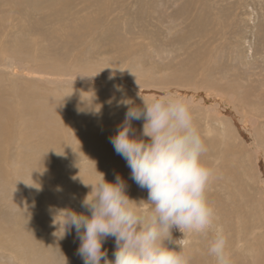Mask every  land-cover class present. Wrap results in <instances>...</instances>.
Wrapping results in <instances>:
<instances>
[{
  "label": "rangeland",
  "instance_id": "rangeland-1",
  "mask_svg": "<svg viewBox=\"0 0 264 264\" xmlns=\"http://www.w3.org/2000/svg\"><path fill=\"white\" fill-rule=\"evenodd\" d=\"M8 1L12 2L0 0V6ZM14 1L16 4L20 1L26 13L21 12L19 6L0 7V41L33 43L32 52L36 55L52 58L49 54L63 53L67 61L80 57V64L85 63L95 69L76 85L78 80L72 76H61L62 79L56 80L45 73L30 70L23 73L21 69H17L18 75L13 76L10 71H4L6 69L2 66L6 63H1L0 84L6 88L13 87L12 80L16 84L34 80V85L27 87L37 91L41 97H53L68 90L70 93L72 88H80L78 90L83 92L103 89L105 92L99 93V97L104 104L112 101L111 95L116 91L122 92L119 101H131L143 107L141 96L146 102L153 97L145 98V93L128 90L126 81L120 77H127L136 84L148 82L149 74L141 75L136 70H151L152 66L159 77H172L171 74L183 69L193 82L199 84L202 74L224 65L223 78L217 73L214 78H221L220 82L225 86L223 91L234 92L235 98L232 99L237 112L227 101L221 102L227 108L225 110L215 103L211 95L188 93L196 100L201 99L204 105L215 104L230 123L231 132L227 135L215 111L206 112L200 103L201 107L192 103L195 124L207 147L204 161L216 174L208 198L217 216L213 229L206 236L183 235L173 230V239L188 246L191 264H216L208 248L215 230L222 228L228 236L231 264H264V0H36L39 3L37 10L25 7L24 1L27 0H13L12 3ZM72 18L81 24L84 36L76 28L69 27ZM86 28L90 29V34ZM93 38H98L99 42ZM18 53L10 52L13 56ZM206 53L209 57L204 56ZM5 55L0 53V62H4ZM211 56L212 60L205 62ZM36 62L37 59L30 64L36 65ZM195 69L197 72L193 73ZM92 76L95 78L89 79ZM145 92L159 96L164 91L162 88H150ZM168 93L174 95L173 90ZM222 93L230 95L229 92ZM2 98L7 102V95L2 94ZM13 103L19 106V100ZM67 104L64 103V112L57 114L72 125L55 132L56 136L66 134V141H62L65 153L61 156L75 154L72 152L82 148L72 136L77 130L72 123L75 120L72 109ZM11 110H15L14 107ZM19 111L8 131L18 128L21 132L25 125L29 115L23 113L25 117L19 118ZM120 117H115L117 124H122ZM241 117L245 118L247 127ZM41 118L27 121L28 134H33V137L26 145H39L41 151L53 148L52 152L56 151V143L43 138L45 135L48 138L50 133L45 130L48 125L43 126ZM44 121L48 122L46 118ZM100 125L103 127V123ZM141 126V120L134 126L139 129L138 134L142 131ZM103 128L108 129L107 126ZM24 133L13 137L12 143L6 140L8 156L0 154V264H65V260L67 264H84L77 254L80 240L75 228L61 238L62 228L56 224L61 217L57 215L66 208L89 214L76 197L80 184H83L82 192L86 189V194L90 188L77 179L73 185L70 184V169L77 166L84 170L98 165V172L104 173L107 181L115 182V178L107 173L109 163L97 155H83V159L78 160L66 159L55 165V173L60 175L58 182L41 184L39 189H35L32 182L21 179L19 169L16 171L13 166H19L18 156L11 163V158L18 155L24 144L23 138L27 137ZM235 134L237 138L233 137ZM88 148L99 150L98 145ZM54 162L49 161L51 169ZM39 167L44 171L42 162ZM91 174H86L90 182L98 173ZM125 183L131 199L138 202L147 200L146 189L138 190L134 184L126 180ZM30 193L31 196L28 195ZM140 204L142 209L147 208L143 201ZM103 247L108 259L114 260L115 239L108 238Z\"/></svg>",
  "mask_w": 264,
  "mask_h": 264
},
{
  "label": "clouds",
  "instance_id": "clouds-1",
  "mask_svg": "<svg viewBox=\"0 0 264 264\" xmlns=\"http://www.w3.org/2000/svg\"><path fill=\"white\" fill-rule=\"evenodd\" d=\"M141 99L143 107L125 102L128 110L111 143L132 179L147 190V200L131 199L119 174L110 182L96 170L92 182H83L90 191L81 206L89 214L66 208L57 215L61 238L75 228L84 264H191L188 246L173 239V230L206 236L213 229L217 213L208 191L216 174L204 161L207 147L191 100L168 92L150 102ZM133 120H143L139 135ZM110 237L116 244L114 260L103 247ZM228 247L227 234L216 229L208 248L216 264H231Z\"/></svg>",
  "mask_w": 264,
  "mask_h": 264
},
{
  "label": "bare ground",
  "instance_id": "bare-ground-1",
  "mask_svg": "<svg viewBox=\"0 0 264 264\" xmlns=\"http://www.w3.org/2000/svg\"><path fill=\"white\" fill-rule=\"evenodd\" d=\"M12 2L8 1L6 3H2L4 4L3 7L4 6L5 7L16 6L17 8V6H19L21 8V12L26 13L20 1L17 2V4L15 1L14 3ZM24 5L29 10L30 8L35 9V10L39 9V3L36 0L24 1ZM42 19L44 20V18H40L41 21H43ZM71 20L72 22L69 23V27L73 28V30L76 28L77 32L83 35V32L80 30L81 24H77L76 21L73 20V18ZM86 32L89 34L91 33L89 28H86ZM94 40L97 43L99 42L98 38L96 39L93 38V41ZM114 40H115V37H114ZM100 42L102 44V39H100ZM32 50H33V43H30V45L22 44V42L21 44H17V43L8 44V43L0 41V53L6 54L4 57L5 59L4 62H0V64L6 63L5 66H2L3 68L6 69L4 71L8 70L10 71L12 75L13 74L18 75L17 69H21L23 73L24 71L28 72L30 70L32 72H39L41 74L45 73L46 75L48 74V77L52 79H56V80L62 79L61 76H72L75 79V81L78 80L77 82H75V84L79 85L81 84L82 81L86 79V76H88V72L89 71L92 72V70L95 69L94 67H91L90 65H87L85 63L80 64L79 63L80 57H76V58L72 57L73 59L72 58L69 59L71 61H67V58H66L67 56L66 55H65L66 57L62 56L64 54L59 53V54H49L52 58H48V57L46 58L42 55H41L42 57L39 55H36L35 53L32 52ZM18 51L19 53L15 54L17 58L13 56L12 54H10V52L14 53ZM205 55L209 57V54L206 53L204 54V56ZM211 58L212 56L208 58L205 62H208V60H210ZM36 59L38 60V63L36 62V65L34 64L31 65L30 63ZM198 59H203V57L198 58ZM224 70H225V67L223 64L221 66H218L217 68H214L213 70H209L211 72L202 74V79L199 84L193 82L190 76H187L186 72L183 69L182 70L179 69V71L176 72L175 74H171L172 77H166V75L163 77H159L156 74V70L154 69V67L152 70V66H151V70H147L143 68L142 69L138 68L136 70L141 75L149 74L150 77H149L148 82L136 84V82L130 80L127 77H120V78L126 81V84L129 86L128 90L135 89L136 91H139V93L141 94L145 93V95H147V97L145 98L159 97L156 94H153V92H151V94L146 93L145 89H150V88H156V89L160 88L161 89L162 88V91L164 92H168V91L170 92L171 90H173L174 96L187 97L191 100L192 103L196 105V107H201V106L204 107L206 112L211 111L213 113L215 111L216 115L218 116L217 118H219L221 124L224 127L225 132L228 135V133L231 132L229 128L230 123L226 118L223 117L224 112L223 113L221 111L219 112L215 104L204 105L203 102H201V99L196 100L195 97H192V95L191 96L188 95L189 92H193L195 95H198V94L211 95L213 97V100H216L215 103L218 104V106H220L221 108L223 109L225 108V110L227 109L226 107H223L221 104V102L223 103L224 101H227V103L232 107V109L237 112L238 108L234 104L235 103L234 99H232L233 97L235 98L234 92H231L228 90L223 91L222 89L225 86H223L224 84H222L220 80L221 78H223L222 72ZM195 72H197L196 69L193 71V73ZM215 73L219 74L221 78L220 77L214 78ZM94 78L95 77L92 76L89 79H94ZM11 82L13 83V87L6 88V85L2 86L0 84V154L4 156H8L6 140H8V143H12L13 137L17 138L18 136L21 135L20 133L25 132L24 134H26L27 137L24 136L23 138L24 144L22 145V148H20V151L17 152L18 155L15 154V156L11 158V163H12V161H16V156H18L17 164H19V166L18 165L17 166L13 165V166L16 167V171L19 169L21 173V179L32 182L33 188L35 187V189H39V185L41 184H51L52 182L59 181L60 175L55 173L56 164H59L61 162L63 163L65 162L66 159H69V160L83 159L82 157L83 155H97V156H101L104 161L109 163L108 166L110 167L107 173L113 176V178L116 179V175L119 174L124 181L126 180V182H128L129 184H134V187L137 188L138 190L141 189L136 184V182L132 179L131 169L128 167L126 160L115 152V149L111 143L112 136L117 132L119 126L121 125L115 122V117L121 116L120 118L123 123L125 114L128 110V106L125 103L127 100H125V102L119 101L122 92L118 93L115 91L117 95L115 93L111 95L112 101L108 104H104V102H102L99 97L100 95L99 93L105 92L103 91V89H99V90L88 89V91L83 92V91H80L81 90L80 88H78L80 90L78 89L75 90L74 88H72L73 90L70 93L68 92L70 90L67 89L68 91L66 93H60L53 97L51 96L41 97V95L37 91L34 92L30 88H28L34 85L33 83L35 82L34 80L33 82L23 80L21 81V83L19 82L18 84H16V82L13 80ZM252 87H253L252 93H254V86ZM222 92H227V93L229 92L230 95L228 96ZM2 94L7 95L8 97L7 102H5V99L2 98ZM36 96H39V98H37ZM216 98L218 99V101ZM16 99L19 100V106H16L13 103L16 101ZM64 103H68L67 105L71 107L72 109V117L75 119L74 122L72 123L75 125V128L77 130V132L74 133L72 136L75 137L76 142H78V145H80L82 148L78 149L77 152H72L75 154L69 153V154H64L61 156V153L64 152L62 141L64 140L66 141V134L64 132L62 135L60 134V136H56L55 132L56 130H59V129L64 130V129H67V127L72 126L69 123V121H65V118L63 116H60V117L57 116L59 112L61 111L64 112L63 107H65L66 105V104L64 105ZM199 103L201 104V106L199 105ZM228 104H226L227 107H228ZM134 105L139 106L136 104ZM11 107H14L15 110H11ZM18 109H20L19 112H21L19 113V118L25 117L23 116V113H25L26 116L29 115L25 119L26 123L27 121L29 123V120H32V121H37L38 119L40 120L42 116L41 118V122L43 121L42 125L43 126L48 125V127H45V130L50 133V136L48 138L46 137V135L43 138L45 140L47 139H49L50 141L53 140L56 143L54 146L57 149L56 151L52 152L54 148L51 150H47V151L45 150L41 151L39 145H32V146L26 145L31 140V137H33V134H28L26 123L25 125L21 127V132L18 131L19 130L18 128L16 129L10 128L8 131L7 128L10 126L9 124L12 121H14L13 119H14V116L17 115ZM45 118L48 121L47 123L44 121ZM241 118H242V121L244 122L245 118L243 117ZM101 123H103L102 125L103 127L107 126L108 129L101 127L100 125ZM138 123H140V120L139 121L133 120L132 121L133 127ZM141 123H143V120H141ZM244 123H245V126L247 127L246 121ZM142 127L143 126H141L140 129H142ZM138 130L139 129H136L137 132ZM12 132H16V133L11 134ZM84 135H88V137L86 138L84 137ZM233 137L237 138L236 134ZM101 142H103V144ZM93 144L98 145L99 150L96 148H93V149L88 148L89 146L90 147L95 146ZM99 144H102V145H99ZM50 160H53V161L55 160V162L52 165V169L49 166ZM40 162L43 163L44 171H42L39 167ZM114 163L116 164V166L114 165ZM1 167L2 165L0 164V168ZM97 167L98 165L89 166V168H85L84 170L78 169L77 166L73 167L72 170L70 169V174L68 175V181L72 185L74 184L76 179L84 183H90V180L86 174H89V176H92L93 174L91 173H97L98 171ZM28 176L29 178L27 179ZM21 179H20V182H21ZM82 185L83 184H80L77 187L79 194H78V197H76V199H79L81 203H82L84 196L86 195V189H83V192H82ZM28 195L31 196V193Z\"/></svg>",
  "mask_w": 264,
  "mask_h": 264
}]
</instances>
